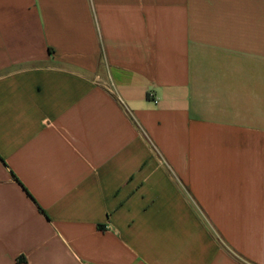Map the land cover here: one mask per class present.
<instances>
[{
	"label": "crops",
	"instance_id": "0c3cea01",
	"mask_svg": "<svg viewBox=\"0 0 264 264\" xmlns=\"http://www.w3.org/2000/svg\"><path fill=\"white\" fill-rule=\"evenodd\" d=\"M0 264H264V0H0Z\"/></svg>",
	"mask_w": 264,
	"mask_h": 264
},
{
	"label": "built area",
	"instance_id": "2783aa9c",
	"mask_svg": "<svg viewBox=\"0 0 264 264\" xmlns=\"http://www.w3.org/2000/svg\"><path fill=\"white\" fill-rule=\"evenodd\" d=\"M154 102H156V101H154Z\"/></svg>",
	"mask_w": 264,
	"mask_h": 264
}]
</instances>
